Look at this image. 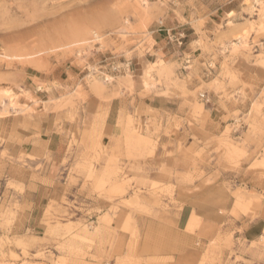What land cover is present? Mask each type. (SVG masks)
<instances>
[{
    "label": "rangeland",
    "instance_id": "1",
    "mask_svg": "<svg viewBox=\"0 0 264 264\" xmlns=\"http://www.w3.org/2000/svg\"><path fill=\"white\" fill-rule=\"evenodd\" d=\"M166 16L190 36L156 62ZM97 87L122 101L82 125ZM257 219L264 0H0V264H264Z\"/></svg>",
    "mask_w": 264,
    "mask_h": 264
},
{
    "label": "crops",
    "instance_id": "2",
    "mask_svg": "<svg viewBox=\"0 0 264 264\" xmlns=\"http://www.w3.org/2000/svg\"><path fill=\"white\" fill-rule=\"evenodd\" d=\"M162 25L154 23L150 31V39L148 41V51L147 55L155 60H163L164 62L170 61L178 53H184L185 50L180 49L182 41L180 40L183 36H190V34L185 33V26L179 18H173L171 16H166L162 21ZM191 27V26H190ZM65 72H69L68 69H63ZM71 73V72H70ZM75 75H78L75 74ZM57 79H62L60 74L59 76H51ZM76 79L72 81H67L66 86L68 90L74 89ZM96 95L92 93H87L86 97L82 100L75 101V106L79 110V119L82 125L91 124L96 115V111L99 107H103L106 112V122H113L110 118L111 116L116 115L117 105L116 101L119 103L122 101L121 96H110L112 90L117 88H108L103 90L101 88H96ZM65 90H53L52 92L57 95L60 92ZM125 92V91H124ZM107 96V99L101 98V96ZM40 141H44L45 147L41 150L43 152H49L51 156V162L49 163V168L54 169V166L60 162L61 157L65 154L66 151V139L61 138V136L56 137L50 135L48 138H40ZM34 150H40L34 147ZM264 228V222L261 219L254 220L248 226L244 228L243 235L245 238H255L258 236Z\"/></svg>",
    "mask_w": 264,
    "mask_h": 264
},
{
    "label": "built area",
    "instance_id": "3",
    "mask_svg": "<svg viewBox=\"0 0 264 264\" xmlns=\"http://www.w3.org/2000/svg\"><path fill=\"white\" fill-rule=\"evenodd\" d=\"M112 68L116 70V69H117V66H116V65H114V66H112Z\"/></svg>",
    "mask_w": 264,
    "mask_h": 264
}]
</instances>
